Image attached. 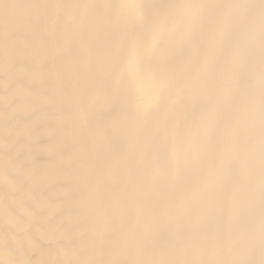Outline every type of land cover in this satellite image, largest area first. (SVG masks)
Here are the masks:
<instances>
[{"label": "bare ground", "instance_id": "bare-ground-1", "mask_svg": "<svg viewBox=\"0 0 264 264\" xmlns=\"http://www.w3.org/2000/svg\"><path fill=\"white\" fill-rule=\"evenodd\" d=\"M103 2L0 0V264H262L261 0H195L212 29L197 102L234 111L241 135L240 180L222 209L171 208L137 174L144 153L116 160L100 135L112 40L104 10L86 5ZM186 229L203 244L172 251Z\"/></svg>", "mask_w": 264, "mask_h": 264}, {"label": "snow or ice", "instance_id": "snow-or-ice-1", "mask_svg": "<svg viewBox=\"0 0 264 264\" xmlns=\"http://www.w3.org/2000/svg\"><path fill=\"white\" fill-rule=\"evenodd\" d=\"M86 6L104 10L111 32L106 74L114 104L100 135L117 146L114 158L124 159V150L130 147L142 151L137 174L146 186L164 187L166 204L173 209L204 201L222 209L240 180L233 149L241 135L234 111L222 114L214 104L197 102L212 29L196 10L209 5L195 0H104ZM260 8L264 30V0ZM261 139L264 153V127ZM261 181L264 198V168ZM203 242L187 229L169 240L172 251ZM144 244L154 246L151 241Z\"/></svg>", "mask_w": 264, "mask_h": 264}]
</instances>
